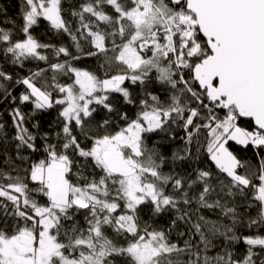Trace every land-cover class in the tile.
<instances>
[{
  "label": "snow or ice",
  "instance_id": "1",
  "mask_svg": "<svg viewBox=\"0 0 264 264\" xmlns=\"http://www.w3.org/2000/svg\"><path fill=\"white\" fill-rule=\"evenodd\" d=\"M41 20L71 47L39 41ZM0 55L44 62L0 67V89L57 111L51 133L20 107L13 135L0 123V264H264V0H23Z\"/></svg>",
  "mask_w": 264,
  "mask_h": 264
},
{
  "label": "trees",
  "instance_id": "2",
  "mask_svg": "<svg viewBox=\"0 0 264 264\" xmlns=\"http://www.w3.org/2000/svg\"><path fill=\"white\" fill-rule=\"evenodd\" d=\"M66 3L68 5L76 4L77 0H66ZM22 7L23 0H0V28H12L14 31L18 32L20 24L22 23ZM13 22H15V24ZM32 32L33 35L43 43L52 44L56 47L62 45L71 47V41L68 37L62 36L52 30L47 21L41 20L39 25L33 28ZM20 35L22 36V33ZM86 50L87 49H85V51ZM72 51H75V49H72ZM49 55L51 59V50H49ZM61 59H63V57H61ZM79 64L85 67H94L96 65V58H84L79 62ZM0 67L6 68L9 74L13 75L15 80L17 78L30 75L31 72L37 71L39 68H46L47 65L44 64V62L29 61L25 63L23 68H20L10 63H6L2 55H0ZM5 87L7 88V92H5L4 89H0V123L5 125L9 136L13 135L15 132V129L12 126L11 113L16 107H20L25 113L26 125L29 128H31V125L38 120L41 125V132H53L57 122L56 109H52L47 112H37L35 115H32V106L29 104L21 105L18 100L20 93L24 91V87L22 85L15 84L14 82H5ZM158 87L159 86H155L153 90H157ZM14 97L17 98L15 102H13ZM239 123L241 126L249 128L250 130L253 128V123L251 121H244L241 119ZM33 131H35V129H33ZM37 143L40 144L41 141L37 140ZM14 151L15 150L11 147V145H9L7 152L5 153L3 147L0 146V166L7 167V156L12 155L14 157ZM233 151L241 158L249 159L253 162L255 161L251 146L245 149L242 146L233 144ZM40 155L41 153H33L32 159L35 160L36 157ZM17 163H19V161H17ZM25 166L27 165L25 164ZM177 215L178 214L175 212H169L161 217L145 212L142 215V220L147 221L148 224H151L156 228L171 229V239L182 243L183 239H186L187 237L186 235L183 237L180 236V233H186L188 226L185 225L183 221L178 220ZM205 215L211 216V213L205 211ZM174 220L175 224L173 225ZM243 231L247 234L249 230L244 229ZM244 247L245 246L243 244L237 245V251L242 252ZM215 251H218V249L213 250V252Z\"/></svg>",
  "mask_w": 264,
  "mask_h": 264
},
{
  "label": "water",
  "instance_id": "3",
  "mask_svg": "<svg viewBox=\"0 0 264 264\" xmlns=\"http://www.w3.org/2000/svg\"><path fill=\"white\" fill-rule=\"evenodd\" d=\"M242 120H244V121H251L250 119H248V118H241ZM252 123H253V127H254V122L253 121H251Z\"/></svg>",
  "mask_w": 264,
  "mask_h": 264
}]
</instances>
